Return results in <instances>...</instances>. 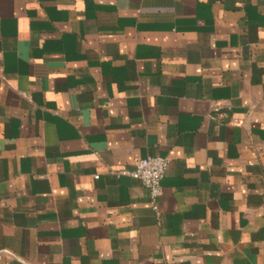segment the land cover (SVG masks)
<instances>
[{
  "label": "crops",
  "instance_id": "0c3cea01",
  "mask_svg": "<svg viewBox=\"0 0 264 264\" xmlns=\"http://www.w3.org/2000/svg\"><path fill=\"white\" fill-rule=\"evenodd\" d=\"M0 264H264V0H0Z\"/></svg>",
  "mask_w": 264,
  "mask_h": 264
},
{
  "label": "built area",
  "instance_id": "2783aa9c",
  "mask_svg": "<svg viewBox=\"0 0 264 264\" xmlns=\"http://www.w3.org/2000/svg\"><path fill=\"white\" fill-rule=\"evenodd\" d=\"M169 168V161L162 157H149L137 162L130 176L149 191L153 204L162 194L161 182Z\"/></svg>",
  "mask_w": 264,
  "mask_h": 264
}]
</instances>
